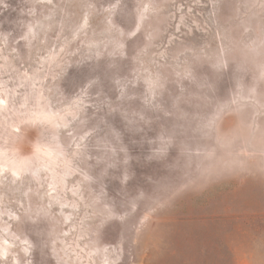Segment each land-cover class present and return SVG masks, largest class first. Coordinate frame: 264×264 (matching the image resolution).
Here are the masks:
<instances>
[{"label": "rangeland", "instance_id": "374dc122", "mask_svg": "<svg viewBox=\"0 0 264 264\" xmlns=\"http://www.w3.org/2000/svg\"><path fill=\"white\" fill-rule=\"evenodd\" d=\"M0 264H264V0H0Z\"/></svg>", "mask_w": 264, "mask_h": 264}]
</instances>
